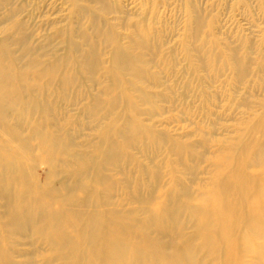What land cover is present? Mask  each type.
<instances>
[{"label":"rangeland","instance_id":"374dc122","mask_svg":"<svg viewBox=\"0 0 264 264\" xmlns=\"http://www.w3.org/2000/svg\"><path fill=\"white\" fill-rule=\"evenodd\" d=\"M0 69V264H264V0H0Z\"/></svg>","mask_w":264,"mask_h":264},{"label":"bare ground","instance_id":"6f19581e","mask_svg":"<svg viewBox=\"0 0 264 264\" xmlns=\"http://www.w3.org/2000/svg\"><path fill=\"white\" fill-rule=\"evenodd\" d=\"M1 70V69H0ZM4 72V71H3ZM2 72V73H3ZM3 77V76H2ZM2 79V78H1ZM4 79V78H3ZM3 85V84H2ZM2 93V92H1ZM6 94V93H5ZM2 98V97H1ZM26 151H27V149H26ZM3 178V177H2ZM3 179H1L0 181H2ZM5 181V180H4ZM259 187V186H258ZM225 197V196H224ZM254 197V196H253ZM58 198H60V196L58 197ZM252 198V197H251ZM255 198V197H254ZM253 199V198H252ZM59 200V199H58ZM259 201H262V203H264V190L262 191V194H261V196L259 195ZM61 201H55V202H53V201H51V199H49L48 197H43V199L40 201V206H34L33 208H31V210H30V214H32V216H31V219H33L34 220V218L35 219H37V221H36V226H39L38 228V230H40V228H44L45 227V225L47 226V228H49L50 227V225H52V227H55V228H57V229H60L62 226H64L63 225V222H64V219H65V217H66V215L68 214V213H70V210L69 209H65V210H62V207H61V204H62V202L60 203ZM38 204V203H37ZM259 205L257 206V207H254L253 208V210L251 211V213L253 214V217H254V219H252L253 221L252 222H254V223H257V226H260V225H262L261 224V217H263V215H264V207H261V205H260V203H258ZM75 208H73V210H74ZM79 209V208H78ZM77 208H76V210L74 211V213H75V215H78V211L79 210H82V209H79L78 210ZM69 210V211H68ZM27 211V210H26ZM86 211V212H85ZM83 210V212H85V213H88V211H87V209L86 210ZM92 211V210H91ZM97 211V210H96ZM81 213H82V211H81ZM85 213H82V214H85ZM97 214H100V212L98 213L97 212ZM97 214L95 213H93V214H91L90 215V219L87 217H85L86 219H88V222H89V220H91L90 222H92L94 219H95V217H94V215H96L97 216ZM167 214H169V213H167ZM33 215H34V217H33ZM40 216H42L43 218H41ZM65 216V217H64ZM67 216H69V215H67ZM71 216H72V214H71ZM84 216V215H83ZM166 216H168V215H166ZM33 217V218H32ZM39 218H41V219H39ZM69 218V217H68ZM73 218V217H72ZM78 218V217H77ZM231 218V217H230ZM40 220V222H39V220ZM67 219V218H66ZM65 219V220H66ZM82 219H84V218H82ZM96 219H97V217H96ZM107 219V218H106ZM108 219H110V218H108ZM171 220H172V218H170ZM169 219V220H170ZM247 219V218H246ZM72 220H75V217H74V219H72ZM78 220V219H77ZM76 220V221H77ZM105 221V220H104ZM107 221V220H106ZM105 221V222H106ZM153 221V220H152ZM53 222V223H52ZM68 222H69V220H68ZM68 222L66 221V224H68ZM85 222V221H84ZM84 222L83 223H81V225L82 224H84ZM94 222V221H93ZM97 222V221H96ZM104 222V223H105ZM224 222V221H223ZM43 223V224H42ZM44 223H45V225H44ZM98 223V222H97ZM114 223V222H113ZM148 223H151L152 224V222H149L148 221ZM154 223V222H153ZM163 223V222H162ZM21 223H19V226H22V225H20ZM24 224V223H23ZM55 224V225H54ZM119 223H117L116 225H118ZM126 224H129V223H126ZM131 224V226H129L130 228L132 227V223H130ZM133 224H135V223H133ZM156 224V223H155ZM154 224V225H155ZM163 224H165V222L163 223ZM72 225V224H71ZM86 225H89V224H86ZM86 225H83V227L85 228V226ZM103 225V224H102ZM123 225V224H122ZM121 225V227H122V229H124V231H126L125 229H128L127 230V232H124L123 230V232L124 233H129L128 231H131L130 229H129V227L127 226V228L125 227V228H123L124 226H125V223H124V226H122ZM18 226V227H19ZM41 226V227H40ZM79 226V225H78ZM78 226H76V227H78ZM104 226H106V225H104ZM107 226L108 227H110V221L108 220L107 221ZM152 226V225H151ZM150 226V227H151ZM97 226L95 225V224H93L92 225V223H90V225H89V229H92V231H95V230H93L94 228H96ZM108 227H107V229H108ZM114 227H117V226H114ZM113 227V228H114ZM136 227V226H135ZM137 227H138V225H137ZM136 227V228H137ZM144 227V226H143ZM142 227V228H143ZM147 228H149L148 226H146ZM146 227H144L145 229H147ZM153 227V226H152ZM151 227V228H152ZM162 227V225L160 224V228H159V231H165V229L167 228L166 227V225H164L162 228L164 229V227H165V229L164 230H160V229H162L161 228ZM227 227V226H226ZM17 228V227H16ZM54 228V229H55ZM79 228V227H78ZM88 228V227H87ZM87 228H85L86 229V231H87ZM106 228V227H105ZM139 228V227H138ZM21 228H19V230H20ZM84 229V230H85ZM101 230H102V228H100ZM132 230L134 229L133 227L131 228ZM155 229H157V226H156V228ZM170 229V226H169V228H167V230L168 231H170L169 230ZM259 229H261L260 230V232L261 233H263L264 232V229H262L261 227H259ZM99 230V229H98ZM101 230H99V231H101ZM143 229H141L140 231H138V233L139 232H141ZM43 231H44V229H43ZM110 231V230H109ZM136 231V232H137ZM256 231V230H255ZM254 231V232H255ZM115 232V231H114ZM116 232L118 233L119 232V230L117 231L116 230ZM163 232L161 233V234H163ZM81 233V232H80ZM85 233V232H84ZM83 233V234H84ZM96 233H98V232H96ZM95 233V234H96ZM99 233H101V232H99ZM110 233V232H109ZM117 233H115L116 235H117ZM120 233V232H119ZM118 233V234H119ZM132 233V232H131ZM131 233H129L130 234V236H129V234H127L128 236H129V238H127V239H130L131 238V236H133V235H131ZM135 233V231L133 230V234ZM138 233H135V234H137V237H138V235H139V237L138 238H140V234H143V232H141L140 234H138ZM145 233V232H144ZM103 234V233H102ZM121 235H122V232L120 233ZM135 234H134V236H135ZM212 234V233H211ZM81 235V234H80ZM85 235V237H84V239L86 238H89V234L88 233H86V234H84ZM104 235V234H103ZM127 235L125 234V236L127 237ZM145 235V234H144ZM261 235V234H260ZM92 236V235H91ZM90 236V238H92ZM109 236V235H108ZM83 237V236H82ZM111 237V236H110ZM137 237H135V239L137 238ZM95 238V237H94ZM97 238H100V237H97ZM96 238V239H97ZM104 238V237H103ZM209 238V237H208ZM262 238V237H261ZM81 239V238H80ZM106 239V238H105ZM121 239V238H120ZM211 238H209V240H210ZM99 240V239H98ZM110 240V239H109ZM122 240V239H121ZM124 240V239H123ZM132 240V239H131ZM130 240V242H132ZM138 240V239H137ZM136 240V241H137ZM143 240V239H142ZM101 241H102V243H98V244H96V242H94V245L93 246H102V244H103V240L101 239ZM111 241V240H110ZM118 241V240H117ZM157 241V240H156ZM58 242V241H57ZM90 241H88V243H89ZM100 242V241H99ZM112 243H114L113 241H111ZM128 242V241H127ZM140 242V241H139ZM144 242H146V241H143V245H145V243ZM59 243V242H58ZM57 243V244H58ZM61 243V242H60ZM90 243H92V242H90ZM118 243H119V241H118ZM134 243V242H133ZM133 243L132 244H130L131 246H134L133 245ZM153 243V242H152ZM87 244V243H86ZM105 244V243H104ZM119 244H121V243H119ZM119 244H118V246H119ZM122 244H123V242H122ZM128 244V243H127ZM141 245L140 246H142V243H140ZM148 244H149V242H148ZM263 244V243H262ZM54 245H56V243L54 244ZM54 245H53V247H54ZM64 245V244H63ZM88 245V244H87ZM89 245H91V244H89ZM111 245V244H110ZM124 245V244H123ZM129 245V244H128ZM151 245H153V244H151ZM154 245H155V243H154ZM57 247H59V245H56ZM61 246H62V243H61ZM60 246V248H62V250H63V247H61ZM106 246H109V244L107 243L106 244ZM139 246V247H140ZM147 245H145V247L144 246H142V247H144L143 249L145 250L147 247H146ZM160 246H162L161 244L160 245H158V247H160ZM165 246V245H164ZM164 246H163V249H164ZM64 247H65V245H64ZM92 247V246H91ZM91 247H88V249L90 248V249H92ZM103 247H105L104 245H103ZM122 247V246H121ZM136 247H137V245H136ZM139 247H137V248H139ZM156 247H157V245H156ZM263 247V246H262ZM56 248V247H55ZM105 248H107L106 249V251L104 250V252H105V256H106V252H107V250L109 249L108 247H105ZM124 248H125V246H124ZM128 248V247H127ZM134 248V247H133ZM149 248V252H147L148 254H150V255H153L154 256V254H151L152 252L150 251V247H148ZM155 248V247H154ZM153 248V249H154ZM165 248H167V247H165ZM264 248V247H263ZM98 249V248H97ZM96 248H95V250L96 251H98L99 252V250H97ZM136 249V248H135ZM135 249H132L133 251L135 250ZM152 249V250H153ZM157 250H158V248H156ZM186 249V248H185ZM61 250V249H60ZM94 249H93V251H95ZM116 250V249H115ZM128 250H130V249H128ZM142 249H140V251H141ZM157 250H156V252H157ZM88 251V250H87ZM91 251V250H90ZM95 251V256L97 255V252ZM108 251H110V250H108ZM121 251V250H120ZM131 251V250H130ZM129 251V252H130ZM143 251V250H142ZM154 251V250H153ZM185 251V250H184ZM132 252V251H131ZM144 253H146V250L145 251H143ZM142 252V253H143ZM151 252V253H150ZM161 252V249H160V251H158V253H160ZM256 252V251H255ZM76 253V252H75ZM92 253V252H91ZM107 253H109V252H107ZM133 253V252H132ZM136 253H138V251L136 252ZM154 253H155V251H154ZM165 253V250L163 251L162 250V254H161V256L163 255ZM115 254V253H114ZM131 253H129V255H130ZM133 254H135V253H133ZM167 254H168V252H167ZM128 255V254H127ZM126 255V256H127ZM138 255H139V253H138ZM143 255V254H142ZM166 255V254H165ZM169 255V254H168ZM186 255H187V253H186ZM98 256H99V253H98ZM117 256V255H116ZM123 255H120V259L122 260V258H124V257H122ZM125 256V255H124ZM146 256V255H145ZM149 256V255H148ZM167 256V255H166ZM166 256H164V257H166ZM176 257H177V255H175ZM175 256H173V259H179L180 260V257H175ZM179 256H180V254H179ZM188 256H190V255H188ZM77 257V256H76ZM110 257V256H109ZM117 257H119V255L117 256ZM122 257V258H121ZM129 257H131V256H129ZM140 257V256H139ZM139 257H137V258H139ZM150 257V256H149ZM167 257H169V256H167ZM167 257L165 258V260H164V263L165 264H168V262H170V258H169V260H168V262H167ZM175 257V258H174ZM90 258V257H89ZM97 258V257H96ZM133 258V257H132ZM148 258V257H147ZM154 258V257H153ZM172 258V257H171ZM182 258V257H181ZM184 258V257H183ZM75 259H77V258H75ZM74 259V260H75ZM86 259V258H85ZM106 259H108V258H106ZM114 259H116V258H114ZM136 259V258H135ZM135 259H134V261H135ZM143 259V260H142ZM142 259H139L140 261H141V263H143V264H146V262L144 261V258H142ZM155 259V258H154ZM154 259H152V260H154ZM78 260V259H77ZM136 260H138V259H136ZM146 260V259H145ZM158 260V259H157ZM92 261V260H91ZM96 261V260H95ZM131 261V260H130ZM139 261V262H140ZM144 261V262H143ZM148 261H150V259L149 260H147V262ZM161 261H162V259H161ZM161 261H159L160 263H162ZM74 262H76V260L74 261ZM81 262V261H80ZM94 262V261H93ZM103 262V261H102ZM125 262H127V261H125ZM124 262V263H125ZM136 262V261H135ZM138 262V261H137ZM167 262V263H166ZM183 262V261H182ZM181 262V263H182ZM77 263V262H76ZM79 263V262H78ZM77 263V264H78ZM92 263V262H91ZM123 263V264H124ZM132 263H134V262H132ZM140 263V264H141ZM148 263H150V262H148ZM193 263V262H192ZM191 263V264H192ZM84 264V263H83ZM106 264V263H105ZM119 264H121V263H119ZM126 264H130V263H126ZM151 264V263H150ZM158 264V263H157ZM163 264V263H162ZM171 264V263H170ZM183 264V263H182ZM185 264V263H184Z\"/></svg>","mask_w":264,"mask_h":264}]
</instances>
